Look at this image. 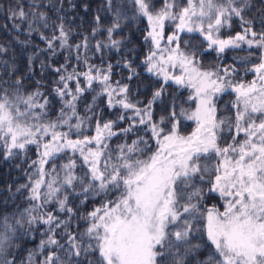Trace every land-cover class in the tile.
I'll use <instances>...</instances> for the list:
<instances>
[{
	"label": "snow or ice",
	"instance_id": "6c2138e0",
	"mask_svg": "<svg viewBox=\"0 0 264 264\" xmlns=\"http://www.w3.org/2000/svg\"><path fill=\"white\" fill-rule=\"evenodd\" d=\"M130 3L136 17L147 21L143 40L148 51L136 67L135 59L124 62L125 79L139 76L141 66L156 77L160 86L147 103H133L129 85L112 80V64L90 63V50L121 51L124 40L113 34L125 14L114 0H105L114 22L101 28L96 16L98 27L91 38L70 45L71 30L60 17L61 23L52 25L58 35L41 36L53 55L57 45L70 52L65 64L53 69L58 80L52 92L61 104L55 119L49 118L50 100L40 91L44 85L37 82L36 90L25 92L21 80L0 79L4 158L29 145L37 151L29 166L34 171L17 188L28 193V206L17 208L14 217H0V264H17L15 240L36 231V225L47 226L41 233L45 239L22 264H33L37 252L45 251L40 264H192L201 247L207 256L198 264H264V15L249 18L248 0ZM40 7L33 3L26 11L17 4L11 18L26 22L29 31L37 24L48 27L47 14L34 10ZM234 18L240 31L222 35L223 29L232 28ZM169 25L173 30L166 35ZM181 33H198L218 57L243 45L260 50V62L245 69L255 78L235 80L239 73L234 65L204 67L202 45L184 40L181 47ZM97 34H106L107 43L97 40L92 45ZM70 59L85 70L69 65ZM250 62L248 57L241 60ZM171 85L190 90L185 103H195L191 111L173 96L157 114L154 106ZM88 90L96 95L81 115L77 105ZM228 92L235 96L229 105L232 115L218 117L216 100ZM98 97L105 98L110 110L119 111L115 119L97 117ZM182 119L196 125L187 135L181 132ZM125 121L126 127L114 130ZM87 130L94 134L85 135ZM119 136L125 142L112 148L109 141ZM130 136L135 139L128 142ZM60 154L67 160L57 165L54 160ZM80 197L81 205L95 199L100 203L80 215L78 207L70 206L72 198ZM214 199L219 203H211ZM50 205L55 206L51 211ZM74 219L85 223L83 230L79 225L72 229Z\"/></svg>",
	"mask_w": 264,
	"mask_h": 264
},
{
	"label": "trees",
	"instance_id": "16d2710c",
	"mask_svg": "<svg viewBox=\"0 0 264 264\" xmlns=\"http://www.w3.org/2000/svg\"><path fill=\"white\" fill-rule=\"evenodd\" d=\"M115 3L122 5V11L124 16L121 17L119 23L121 28L113 34L114 39H122L124 43L121 45V51L116 49L105 48L100 53L88 52V56L91 58L90 63L97 66L106 67L107 64H112V80L120 81L121 84H128L130 88L129 98L133 103L141 101L147 103L151 99L152 92L160 86L156 77L144 72L143 67L137 69L140 73L131 81L125 79L128 76V71L124 67V62L130 59H135L136 65L140 64L143 60L144 54L148 51V45L144 43V36L147 30V21L143 18H137L133 6L130 0H114ZM251 5L247 12L249 18L258 17L264 15V0H248ZM42 4L43 7L34 9L36 11L44 12L49 17L48 27H43L40 24L35 25V31H29L28 24L21 21L18 18H11V12L19 4L26 11L29 10L30 4ZM100 16V27L105 28L111 26L114 22V16L105 5V0H0V47L3 51H0V79L9 80H21L25 92L34 91L37 88V82L44 87L40 88V91L50 100L49 105V118L55 119L58 111L61 107L59 99L52 92L56 87V81L58 75L53 69L65 64V57L70 56V52L66 49H60L57 45L56 54L53 55L47 50V42L42 39L41 36L51 38L54 34L58 35V32H54L53 24H60L61 19L65 25L66 30L70 29L68 43L75 45L79 43L85 36L91 38L93 28H97L95 17ZM173 30L172 26H166L165 34H170ZM240 31L238 26V20L234 18L233 26L231 29H223L222 35H234L235 32ZM106 34H97L95 39H91V44L95 45L97 40H102L107 43L105 39ZM182 41L181 47H184V40H191L194 45H202L200 56L201 62L204 67H210L214 64L223 66L234 65L238 69V75L235 80L249 82L255 78V74L246 71V68H250L253 64L259 63L260 50L249 49L247 45H243L239 49L226 50L221 56H217L215 51L207 49V44L203 42V38L198 33H181ZM204 49H207L204 51ZM83 51V50H82ZM131 52V54H129ZM248 57L250 63H241V60ZM102 61L104 62L102 64ZM68 64L71 66H77L75 59H70ZM47 66V67H44ZM67 66V65H66ZM67 70L71 72L73 67H68ZM78 71H84L85 66L80 64L77 66ZM63 74V73H61ZM83 84V80H81ZM74 87V85H73ZM96 91H99V86L94 85ZM96 91L88 90L85 92L82 99L78 102L77 108L81 115L85 112V107L89 103H93L92 97L96 95ZM190 94L188 89H179L174 85L167 88V94L161 102L155 105V110L159 114L163 105H167L171 102L173 96L178 97V103L184 108L191 111L195 107V103L189 101L185 103V100ZM235 99L234 94L230 92L222 94L217 100L218 117L231 116L232 112L229 110V105ZM140 106H143L142 104ZM95 111L97 117H103V120H113L119 114L116 109L110 110L105 102L104 97H98L94 102ZM91 115V113H89ZM131 115V113H129ZM75 123V120L72 121ZM94 125L95 121H91ZM127 126V121L121 122L117 125L118 130ZM196 127L195 122L191 120H181V132L187 135ZM85 135H93L94 131L87 130ZM140 135H144L143 132ZM75 138V137H73ZM124 136L113 137L109 144L112 148H115L117 144L125 142ZM128 142L131 139H135V136L127 138ZM60 154L54 163L59 165L65 163L67 157H63ZM37 159V151L35 145H29L27 150L20 152L18 155L4 158L3 150L0 149V217L9 216L14 217L17 213V208H24L28 206L26 197L28 193L21 189L17 192V188L20 185L27 183L28 175L34 171L29 166L33 160ZM51 165H47L46 168H50ZM80 198H72L70 200V206L73 208H79V214L91 211L93 207L98 206L99 199L89 200L85 204H80ZM211 203H219L217 200L211 201ZM55 206L50 205L47 210H53ZM61 218H65L63 214H60ZM72 229L75 230L77 225L79 229L83 230L86 226L81 220H72ZM36 231L29 235H21L20 238L15 240V245L12 249L13 254L17 258V264H22L26 260L27 253L37 249L42 239H45L42 232L47 228L46 225H36ZM199 241L194 240L193 243ZM44 255L47 252L39 253L33 259V264H40ZM207 253L205 249L201 247L200 252L197 254L196 260L192 264H198L202 259H205ZM11 257H9L10 259Z\"/></svg>",
	"mask_w": 264,
	"mask_h": 264
},
{
	"label": "rangeland",
	"instance_id": "374dc122",
	"mask_svg": "<svg viewBox=\"0 0 264 264\" xmlns=\"http://www.w3.org/2000/svg\"><path fill=\"white\" fill-rule=\"evenodd\" d=\"M251 67H252V66H251ZM251 67H250V68H251ZM253 74H254V73H253Z\"/></svg>",
	"mask_w": 264,
	"mask_h": 264
}]
</instances>
